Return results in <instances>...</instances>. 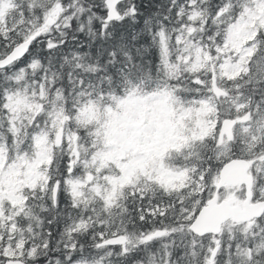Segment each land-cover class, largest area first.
Segmentation results:
<instances>
[{
  "label": "snow or ice",
  "instance_id": "6c2138e0",
  "mask_svg": "<svg viewBox=\"0 0 264 264\" xmlns=\"http://www.w3.org/2000/svg\"><path fill=\"white\" fill-rule=\"evenodd\" d=\"M0 264H264V0H0Z\"/></svg>",
  "mask_w": 264,
  "mask_h": 264
}]
</instances>
